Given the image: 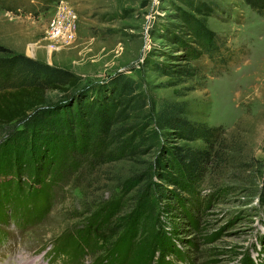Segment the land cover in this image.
<instances>
[{
  "label": "rangeland",
  "instance_id": "obj_1",
  "mask_svg": "<svg viewBox=\"0 0 264 264\" xmlns=\"http://www.w3.org/2000/svg\"><path fill=\"white\" fill-rule=\"evenodd\" d=\"M203 29L222 46L221 54L227 50L225 65L202 53ZM0 46L68 70L77 78V92L124 75L148 104L184 101L189 119L220 127L221 157L186 206L196 225L179 210L175 216L158 212V229L182 253L166 252V259L169 264H264V16L244 0H0ZM184 65L196 68L193 77L177 73ZM46 95L54 103L66 96ZM5 131L0 127V144ZM189 144L205 146L201 140ZM43 150L35 145L36 162L50 156ZM31 151L24 150L25 160ZM155 157L153 150L80 178L66 176L51 186V194L46 191L43 210L37 208L40 181L0 175V183L14 179L13 189L23 197L19 204L5 186L0 193V264H97L103 249L84 250L76 259L70 238L86 231L87 210H100L102 202H119L120 215L113 216L122 226L117 234L123 233L131 221L130 198L142 192L129 178ZM109 229L98 233L107 236ZM60 241L64 246L58 249ZM157 256L158 251L152 264Z\"/></svg>",
  "mask_w": 264,
  "mask_h": 264
},
{
  "label": "trees",
  "instance_id": "obj_2",
  "mask_svg": "<svg viewBox=\"0 0 264 264\" xmlns=\"http://www.w3.org/2000/svg\"><path fill=\"white\" fill-rule=\"evenodd\" d=\"M244 1L264 16V0ZM200 36L202 53L225 65L230 59L227 50L223 49L225 54H221L222 46L208 30L203 29ZM0 53V127L7 134L0 144V175L15 179L23 174L40 181L43 186L37 197L42 204L37 208L48 207V201L44 200L46 191L50 193L51 186L66 176L80 178L110 162L156 152L147 168L129 178L142 192L130 198L134 203L130 207L131 221L124 232L117 234L116 229L122 226L115 225L117 220L113 216L120 215L119 202L116 206L102 202L100 210H87L91 214L89 227L77 235L79 239L70 238L73 243L70 254L77 259V254L84 250L95 253L103 249L97 264H152L156 251L161 253L155 259L156 264L170 263L166 252L173 251L181 257V250L158 229V212L163 209L175 216L179 210L189 225H196L195 214L188 215L186 206L190 197L202 189L209 170L221 157L219 147L224 145L221 128L189 119L184 101L148 104L139 99L140 94H134L138 86L127 76H118L106 84L88 85L77 92V78L68 70L1 46ZM196 72L192 65L177 70L186 78ZM50 91L66 96L54 103L46 95ZM196 140L205 146L189 144ZM36 144L51 153L40 163L35 161ZM26 148L32 149L27 160ZM13 180L0 183V193L5 186L16 193L21 204L23 197L18 188L13 189ZM165 197L169 200L162 202ZM260 202L264 203L263 193ZM106 228H112L113 232L109 229L107 236H101L98 232ZM63 244L60 241L57 248H63Z\"/></svg>",
  "mask_w": 264,
  "mask_h": 264
},
{
  "label": "built area",
  "instance_id": "obj_3",
  "mask_svg": "<svg viewBox=\"0 0 264 264\" xmlns=\"http://www.w3.org/2000/svg\"><path fill=\"white\" fill-rule=\"evenodd\" d=\"M58 34V33H57Z\"/></svg>",
  "mask_w": 264,
  "mask_h": 264
}]
</instances>
